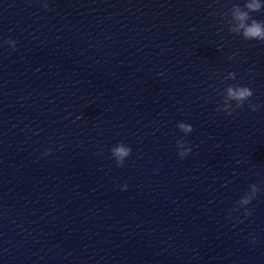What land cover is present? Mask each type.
<instances>
[{
	"label": "water",
	"instance_id": "water-1",
	"mask_svg": "<svg viewBox=\"0 0 264 264\" xmlns=\"http://www.w3.org/2000/svg\"><path fill=\"white\" fill-rule=\"evenodd\" d=\"M244 2L0 0V264H264V43L228 31ZM228 85L259 109L218 111Z\"/></svg>",
	"mask_w": 264,
	"mask_h": 264
},
{
	"label": "clouds",
	"instance_id": "clouds-1",
	"mask_svg": "<svg viewBox=\"0 0 264 264\" xmlns=\"http://www.w3.org/2000/svg\"><path fill=\"white\" fill-rule=\"evenodd\" d=\"M42 7L48 10L47 3H44ZM264 13V2L262 0H245L243 7L239 5H233L230 9V20L228 23V31L237 36H242L245 41H258L264 43V20H257L253 14ZM224 15H228L225 13ZM9 45L12 50H15L16 42L14 40H7L4 42ZM232 57H229L231 59ZM225 80H235L236 74L229 73ZM253 97V91L246 86L228 85L223 93V99L221 100L222 107L218 111L224 112L227 116H232L236 109H242L247 103L248 108L255 112L259 109V105L251 102ZM234 105V107H233ZM179 131L185 136L192 133L193 128L190 124L179 123L177 125ZM131 148L123 143L117 144L111 149V157L114 159L117 167H122L124 161L131 155ZM191 152V148L187 147L183 141H177V155L184 159ZM50 153L46 152L45 155ZM126 188V186H125ZM251 195L245 194L236 205L233 211L238 210V206H247L256 198L259 191L255 184L250 185ZM250 211H245V217L250 216ZM253 243L255 241L253 240Z\"/></svg>",
	"mask_w": 264,
	"mask_h": 264
}]
</instances>
